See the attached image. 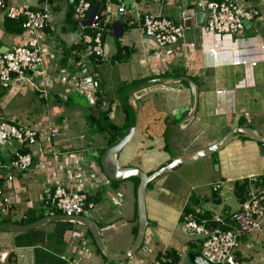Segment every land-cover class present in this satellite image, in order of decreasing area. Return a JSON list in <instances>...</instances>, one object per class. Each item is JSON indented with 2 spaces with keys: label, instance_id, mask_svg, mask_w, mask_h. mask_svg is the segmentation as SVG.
I'll list each match as a JSON object with an SVG mask.
<instances>
[{
  "label": "crops",
  "instance_id": "0c3cea01",
  "mask_svg": "<svg viewBox=\"0 0 264 264\" xmlns=\"http://www.w3.org/2000/svg\"><path fill=\"white\" fill-rule=\"evenodd\" d=\"M96 1L93 7L101 12L109 7L111 13L104 36L106 57L93 65L95 76L98 77V95L96 104L92 106L76 87L60 81L57 77L60 71H75L74 64L81 51L77 48L80 47L82 29L79 25H73L74 18L67 17L71 0L70 3L68 0H53L51 3L38 1L37 5L32 6L40 9L46 7L49 13L46 28L36 32L23 28L19 33L11 32L5 22V18H17L14 15L16 6L27 2L9 0V14L6 10L0 11V51H6L15 45H36L43 57V63L35 70H29L25 77L15 78L6 89L0 87V116L22 124L11 114L10 108L13 110L14 107H19L26 111L21 97L28 93L29 86L47 104V112L34 124L40 130L39 141L26 150L32 157L30 167L15 172L12 181L6 180L7 169L0 167V183L10 199L9 210L6 213L0 211V223L5 220L6 223L24 225L54 215V209L46 200L44 188L52 189L57 182H62L67 188L85 192L95 202V207L91 209L94 217L85 216L100 227V236L108 253L121 255L131 247L134 241L133 228L138 224V217L135 216L137 202L134 182L128 188L121 187L119 182L111 181L102 170L101 160H98L99 151L108 146L111 132L106 124L103 125L105 128L99 129L109 130L108 135L102 137L101 143L87 138L83 133L77 134L76 130L90 124L86 118L90 112L96 117L91 124L101 122L102 120H98L101 111L107 114L105 122L113 123L121 130L126 118L124 111L128 110L129 114L132 112L135 115V127L127 143L117 152V160L121 166L136 167L147 174L164 165H170V154L173 153L170 148L177 155L191 153L213 145L238 127L247 128L264 137V51L259 49V43L264 40V0H237L243 8L257 9L259 16L252 21V26L257 31V35L251 40L253 47L247 46L246 38L249 34H245L239 36L240 44L235 50H232L230 44L224 49L226 41L221 43L213 40L210 43L209 38L201 36L195 16L206 11L208 0H162L159 6L154 5L157 12L153 13H159L175 22L182 23L183 17H187L184 37L169 48L157 47L144 35L137 22H131L133 18L128 13H116L117 7L112 8L110 4L115 2L119 5L120 0ZM139 2L141 0H137L140 12H152L148 5H145V9L140 8ZM144 2L146 4L149 1ZM165 4L177 5L179 16L173 18L168 14ZM183 12L185 16L182 15ZM11 15L14 17H10ZM77 44V48H72ZM118 46L124 47L119 58L116 55ZM209 46H215L219 50L218 60H212L207 53ZM256 53L258 62L254 66L233 65L229 61L234 56L250 61L252 54ZM107 58L112 64L103 66ZM130 61L133 65H124V62ZM137 63L141 68L139 71L135 67ZM125 76L133 77L125 79ZM181 76L195 78L198 92L194 117L185 126L178 123L189 111L186 106L189 105L190 93L189 84L176 78ZM47 82L52 86L47 87ZM127 86L130 89L123 94ZM40 90L45 94H40ZM217 90H226V93L217 94ZM74 93L85 99L89 109L78 104L73 97ZM115 95L117 96L114 97ZM120 116L122 123L115 121ZM51 127L58 131L55 139L49 136ZM18 149L16 142H8L0 147V159H10ZM66 151L76 152L82 158L73 166L75 172L90 173L99 168L102 171L100 178L97 176L95 180L89 181L68 178L67 169L61 167ZM135 158H138L140 166L131 164L130 161ZM197 163L203 164L198 172L182 165H170L167 171L149 182L153 183L148 191L147 188L145 190L148 224L144 239L150 240L154 230L159 229L162 223L159 213L165 220L171 215L180 221L184 207L189 203L190 193L195 187L203 195L195 198L197 204L192 205V208L197 206L198 211L194 212L193 209V214L201 219L203 214L207 217L213 216L223 205L230 207V196L223 197V194L233 191L235 180L261 175L263 182L258 187L264 186V146L242 134H234L223 147L191 165ZM178 167L181 168L180 173L174 175V170ZM28 172L35 177L28 175ZM192 174H198L199 178L204 176L202 181L206 177H216L222 182L221 203L217 209L211 210L208 203L213 192V181L208 182V185L205 183L204 186L192 184L188 187L187 180ZM86 189L95 190L90 193ZM182 189L185 190L182 192ZM37 192L35 204L32 196ZM39 202L41 207H38ZM88 231L90 230L85 225L69 221H49L20 232L0 230V247L5 251L2 262L153 264L158 251L170 248L158 237L159 241L155 242L159 248L153 257L142 259L133 255L124 260L111 261L101 252L92 233L90 232L91 238ZM258 234L263 236L262 240L256 239ZM191 241L183 243V252L172 247L179 251L183 264H188L189 253L198 252V249H193ZM258 241L264 246V225L259 231L241 237L237 254H241L243 261L248 260L245 249L252 248L253 242ZM140 246L142 248L143 243ZM145 248V252H148V248Z\"/></svg>",
  "mask_w": 264,
  "mask_h": 264
},
{
  "label": "built area",
  "instance_id": "2783aa9c",
  "mask_svg": "<svg viewBox=\"0 0 264 264\" xmlns=\"http://www.w3.org/2000/svg\"><path fill=\"white\" fill-rule=\"evenodd\" d=\"M8 1L0 0V11L6 10L7 14L11 10L7 4ZM148 1L161 2L162 0ZM15 9L14 15L22 18L21 26L24 30L36 32L47 26L49 13L46 7L33 8L28 3H23L16 6ZM205 12L204 25L200 26L201 36L209 38L210 43L213 40L221 43L226 41L224 49L230 44L232 50L239 46V36L247 34L244 21L248 20L252 24V21L259 16L257 9L243 8L237 0H208ZM110 13L109 7L101 12L98 8L93 7L90 0H78L74 5L73 17L82 29L81 41L84 48L78 54L73 73L60 71L57 74L60 81L76 87L91 106L97 102L98 79L95 78L93 65L89 63L88 58L102 60L106 57L103 35L109 24ZM116 13H128L133 18L131 22H137L144 35L159 48H169L184 37L185 22L187 21L184 12L182 15L185 17H183L182 23H179L159 13L140 12L136 0L129 7L120 2ZM86 28L91 29V32H86ZM253 38L250 35L246 38V44L250 48L254 45L251 42ZM259 49L264 51V40L259 43ZM207 53L215 61L220 57L219 50L215 46H209ZM256 55L258 56V53L252 54L250 61L239 56L231 57L229 61L233 65L250 64L254 66L258 62ZM42 63L43 57L36 45H15L6 51H0V87L8 88L15 78L25 77L29 70H35ZM46 86L51 87L52 85L47 82ZM219 93H226V90H217V94ZM40 94L45 93L40 90ZM52 127L49 130V136L51 139H55L58 136V131ZM39 132L38 127L17 124L0 116V147L10 141L16 142L19 146L10 159H0V167L7 169L8 172L7 181L13 180L15 172L30 167L31 154L23 152L22 148H29L38 143ZM64 159L61 167L66 168L68 178L72 177L75 181L95 180L97 176L99 179V175L102 174L99 168L90 173L75 172L73 166L82 160L76 152L66 151ZM245 179L248 182L246 200L240 204L239 208H231L226 216L221 214L222 208L213 213V216L201 219H198L192 212L181 215L180 229L188 234H196L201 237L199 239L201 247L198 252L212 264H248L241 259V255L237 254L240 239L247 234L259 231L264 225V186L258 187L263 182V178L261 175H251ZM217 190H222V182L219 180L212 183V191ZM44 193L48 204L58 211L57 215L85 216L83 213L86 209L95 207V202L89 200L85 192L67 188L66 184L62 182H57L52 189L44 188ZM0 205L1 212L6 213L9 210L10 199L1 183ZM142 250L146 251V248L142 247Z\"/></svg>",
  "mask_w": 264,
  "mask_h": 264
},
{
  "label": "water",
  "instance_id": "95a60500",
  "mask_svg": "<svg viewBox=\"0 0 264 264\" xmlns=\"http://www.w3.org/2000/svg\"><path fill=\"white\" fill-rule=\"evenodd\" d=\"M205 17H206V12L196 14L195 19L197 22L196 23L197 26L204 25ZM244 25L247 30V34L251 36L257 35V31L253 28L252 24L248 20L244 21ZM95 78H98V77L95 76ZM176 78H179L178 80H181V81L183 80L189 84L190 101H189V105L186 106L189 111L187 115L184 118H182L178 123L182 126L183 125L185 126L193 119L194 114H195V110L197 106V97H198L197 84H196L197 81L195 78H192V77L181 76V77H176ZM126 92L127 91H125V93ZM131 113H130L129 124L126 128V131L120 133L118 138L114 142H112L110 145H108L105 151L103 152V154L101 155V166L103 168L104 173L110 179L123 180V179H127L133 176H136L139 178V184L136 189V202H137L136 211H137V217H138L137 233H136V236L134 238V241L131 247L125 253L121 255L109 254L105 247L104 241L100 236V227L97 225L95 221H93L92 219L84 215L68 217L64 215L55 214V215L43 217L32 223L24 224V225L1 222L0 230L20 232V231H24L30 228L43 225L49 221L77 222V223H81L85 225L90 230L96 242V245L101 250V252L107 257L108 260H111V261L124 260L134 255V253L139 249L144 239L145 231H146L147 224H148L146 208H145V190H146V185L148 182L160 176L164 171H167L170 165L174 166V165H181V164H191V163H194L195 161H198L199 159H202L206 155L213 153L214 151L223 147L234 136V134H242L248 138L264 143V137L260 136L259 134L247 128L238 127V128L233 129V131H231L230 133H227L225 136H223L219 141H217L213 145H210L206 148H202L197 151H193L191 153H186V154H178V155L172 154L171 155L172 160L170 162V165H164L160 169L154 171L153 173L147 174L141 169L136 168V167L121 166L117 160V152H119V150L127 143L135 127V115ZM4 252H5L4 248L0 247V264H3L2 260H3ZM188 259L191 263H194V264H212L211 262H208L202 256L200 252L189 253Z\"/></svg>",
  "mask_w": 264,
  "mask_h": 264
},
{
  "label": "rangeland",
  "instance_id": "374dc122",
  "mask_svg": "<svg viewBox=\"0 0 264 264\" xmlns=\"http://www.w3.org/2000/svg\"><path fill=\"white\" fill-rule=\"evenodd\" d=\"M18 1L20 3L27 2L31 6L38 4V0H18ZM120 1L123 2L124 4H126L127 7H129L132 5V3L135 0H120ZM139 3H140V8L145 9V5H148L149 9L152 10V12H157L156 10H154L155 9L154 5H157V6L160 5V2H150V1L145 4L144 0H141V2H139ZM110 5L112 6V8H116L118 3L112 2ZM164 7H166V10H168V14H170L173 18H175L176 16H179L178 15L179 12H177L178 11L177 5L173 4L172 6H168L167 4H165ZM176 9H177V11H176ZM111 64H112L111 60L108 58L103 62V66H106V65L110 66ZM129 64L133 65V63L131 61L130 62H124V65H129ZM135 67H136L137 71H139L141 69L138 63L136 64ZM130 77H133V76H125L124 78L129 79ZM109 80H111V79H109ZM129 89H130V86H127L123 90V94H125V91L128 92ZM116 96L117 95H115L114 97H116ZM73 97L78 102V104L81 105V107L89 109L88 104L86 103L85 99L82 96L74 93ZM21 99L24 103V107H25L26 111L22 108L20 109L19 107H14L13 110L10 108V112H11V114L16 116L18 122H20L22 124H26V125L29 124L30 126L34 127V124L38 123L39 120L41 119V117L45 114V112H47V110H46L47 104H45V101L39 99L35 95V93L30 90V86L28 87V93L24 97H21ZM119 101H120V99H119ZM120 119H121V116L118 117V119H116L115 121L118 123H122L120 121ZM76 131H77V134L83 133V134H85V136L87 138H92L98 143L103 142L102 137L105 135H108V132H109V130H107V131L99 130L97 128V123L89 124L85 128H83V129L80 128V129H77ZM125 131H126V129H125ZM134 141H135V139H134ZM130 142H129V144H130ZM170 152H173L172 154L176 153L173 151L172 148H170ZM172 154H170V155H172ZM119 157H121V153H120ZM137 159L138 158L132 159L130 161L131 164L136 165V166H140ZM181 165H182V167L192 168L194 172H198L199 170L202 169V166H203V164H201V163H197L194 165H191V164H181ZM179 169H181V168L180 167L176 168L174 170L173 174L174 175L179 174L180 173ZM24 172H27V171H24ZM28 175L35 177V175H33L32 173H29V172H28ZM24 176H26V175H24ZM202 177H204V176H201L199 178L198 174H192L190 176V178L187 180V184H188L187 186L190 187L192 184H194V185L199 184V186H204L205 183H207L206 185H208V182H210V181L214 182V181L218 180V178H216V177H213V178L206 177L205 180L202 181L203 180ZM116 182H119L120 183L119 185L121 187L128 188L131 186V184L134 181L132 179H123V180H118ZM152 183L153 182H151L148 185L147 191H148V189H150V186ZM98 186H100V185L98 184ZM185 189H182L181 191L183 192ZM86 190L90 193H93L95 189H86ZM198 191H200L198 189V187H195L193 189V192L190 193V195H192L193 198H196L198 195H203V193L199 194ZM233 193H234L233 191L232 192L230 191L229 193L223 194V197H224V195H226V197L230 196V199H228V203H229L230 207L231 208H239L241 203H239V201L235 198V195ZM37 197H38V192L36 195L32 196V199L35 200V204H37ZM211 198H212V196H211ZM40 202H39L38 207L42 206V205H40L41 204ZM208 203L210 206L209 208L211 210L218 208V205L214 201H212L211 199H208ZM203 206L205 208L207 207L206 205H203ZM34 209L36 210V207H34ZM193 209H194V212L198 211L197 206H194ZM83 214L90 216V217H94V214L91 213V209H86ZM158 215L161 217V220H162L161 221L162 223L159 226V229L154 230V232L152 233V238L150 240L144 239L142 241L143 245L148 248V252H145L142 250V248H139L134 253V256L140 257L142 259L145 257H147V258L153 257L156 253V250L159 248V245H157V243L155 242V241H159V238L166 245H168L170 247L177 248L178 250H181V252H183V250H182L183 243H186V242L191 241V240L201 239V237L199 235L188 234L186 232H183L180 229V223L178 222V218L176 216L170 215L169 218L165 220V217L162 216L160 213ZM151 226L152 225H150V228H151ZM165 234H166V236H165ZM256 239L262 240L263 236L258 234ZM120 240L121 239H116V241H120ZM197 243L200 244V241H198ZM159 244H161V243H159ZM237 249L240 250V247H238ZM245 251H246L245 255L248 256V260H249V261L246 260L248 262V264H264V246L262 245L261 241L253 242L252 248L245 249ZM177 264H183V263L181 261H179V263H177Z\"/></svg>",
  "mask_w": 264,
  "mask_h": 264
},
{
  "label": "trees",
  "instance_id": "16d2710c",
  "mask_svg": "<svg viewBox=\"0 0 264 264\" xmlns=\"http://www.w3.org/2000/svg\"><path fill=\"white\" fill-rule=\"evenodd\" d=\"M40 3H43V2H48V3H51L53 0H38ZM69 3H70V0H68ZM91 3H96L97 1L96 0H90ZM78 2V0H71V9H69V14L67 15L68 19H71L74 18L73 17V11H74V5ZM5 22L6 24L9 26L8 29H10L11 32H15V33H19L21 30H22V26H21V23H22V18L21 17H17V18H5ZM73 25H79L78 22L76 20L73 19ZM46 28V27H45ZM86 32H91V29L89 28H86L85 29ZM105 36V32H104V35L103 37ZM79 44L77 45H74L72 48H77ZM84 48V44L82 43V41L80 40V47L77 48L78 51L82 50ZM124 49V47H121V46H118L116 48V55H117V58L120 57V53L122 52V50ZM77 61V60H76ZM88 61L91 65H94V63L98 62L97 59L93 58V57H90L88 58ZM100 61V60H99ZM3 88V87H2ZM6 89V88H4ZM3 92V91H2ZM100 101V100H99ZM98 101V103H99ZM98 107V105L96 106ZM125 115H126V118H125V124L124 126L121 128V130H119V127H117L115 124L113 123H110V122H105V119H107V114L104 113V111H101L100 112V117L98 120H102L101 122L97 123V128L98 129H102V128H105L103 125L106 124V126H108L111 130L110 132V138L108 139L107 141V144L110 145L112 142H114L118 136L120 135V133L124 132L125 129L127 128L128 124H129V120H130V114H129V111L128 110H125ZM87 120L90 121V124L92 122L95 121L96 117H94V115L90 112V114L87 115ZM114 130H116L114 132ZM261 146H264V143H261ZM28 148H22V151L23 152H27ZM106 147H104L103 149H101L99 151V156H98V160H101V155L103 154V152L105 151ZM102 169V168H101ZM103 170V169H102ZM128 179H132L134 181V195L136 196V189H137V186L139 184V178L136 177V176H133V177H129ZM111 181L115 182L118 181V180H112ZM149 185V182L147 183L146 185V188L148 187ZM248 185V182L246 179H242V180H235L233 182V194L235 195V198L239 201V203H242L244 200H246L247 198V187ZM220 192L221 190H217V191H213L212 192V198L211 200L214 201L217 205L221 203V196H220ZM89 200H91V198L89 196H87ZM195 198L192 197V195L190 196L189 198V203L187 205H185L184 207V210H183V213H187V212H192L193 213V206L192 205H195L197 204L195 202ZM230 210V207H226L225 205H223L222 209H221V214L223 216H226V211L228 212ZM208 212V211H207ZM54 213L55 214H58V211L57 210H54ZM135 216H137V213H135ZM201 217H207L205 216L204 214L201 216ZM2 222H5L2 221ZM28 222H30V220H28ZM90 237L92 238L91 236V233L90 231H88ZM133 236L135 238L136 236V233H137V225L133 228ZM199 240H194V241H191L190 244L192 245L193 249H198L197 251L200 250V247H201V244H198ZM141 247V246H140ZM139 247V248H140ZM188 249H189V246H188ZM98 252L100 253V250L97 249ZM190 250V249H189ZM191 251V250H190ZM239 255H241L239 253ZM180 253L179 251H177L176 249L170 247V248H166L162 251H158L156 256H155V259H154V263L153 264H177L179 263L180 261ZM188 264H194V263H191L190 261H188Z\"/></svg>",
  "mask_w": 264,
  "mask_h": 264
},
{
  "label": "flooded vegetation",
  "instance_id": "af4514ba",
  "mask_svg": "<svg viewBox=\"0 0 264 264\" xmlns=\"http://www.w3.org/2000/svg\"><path fill=\"white\" fill-rule=\"evenodd\" d=\"M30 126V125H29Z\"/></svg>",
  "mask_w": 264,
  "mask_h": 264
}]
</instances>
